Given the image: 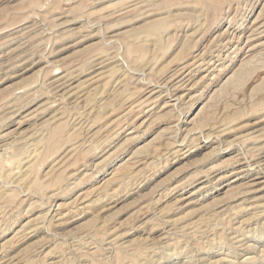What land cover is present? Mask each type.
<instances>
[{
	"label": "rangeland",
	"instance_id": "1",
	"mask_svg": "<svg viewBox=\"0 0 264 264\" xmlns=\"http://www.w3.org/2000/svg\"><path fill=\"white\" fill-rule=\"evenodd\" d=\"M263 28L264 0H0V264H264Z\"/></svg>",
	"mask_w": 264,
	"mask_h": 264
},
{
	"label": "bare ground",
	"instance_id": "2",
	"mask_svg": "<svg viewBox=\"0 0 264 264\" xmlns=\"http://www.w3.org/2000/svg\"><path fill=\"white\" fill-rule=\"evenodd\" d=\"M143 3V2H142ZM124 11V10H123ZM258 19V18H257ZM260 29V28H259ZM264 29V28H263ZM259 31V30H258ZM260 34V33H259ZM230 39V38H229ZM238 39V38H237ZM245 42V41H244ZM246 44V43H245ZM208 45V44H207ZM253 47V46H252ZM259 54V53H258ZM194 57V56H193ZM21 58V57H20ZM210 60V58H209ZM103 64V63H102ZM100 65V64H99ZM72 76V75H71ZM66 79V78H65ZM259 163V162H258ZM264 163V162H263ZM259 176V175H258ZM53 214V213H52Z\"/></svg>",
	"mask_w": 264,
	"mask_h": 264
}]
</instances>
